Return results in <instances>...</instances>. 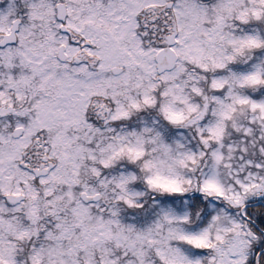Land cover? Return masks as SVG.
I'll return each mask as SVG.
<instances>
[{
  "label": "snow or ice",
  "instance_id": "1",
  "mask_svg": "<svg viewBox=\"0 0 264 264\" xmlns=\"http://www.w3.org/2000/svg\"><path fill=\"white\" fill-rule=\"evenodd\" d=\"M0 264H264V0H0Z\"/></svg>",
  "mask_w": 264,
  "mask_h": 264
}]
</instances>
